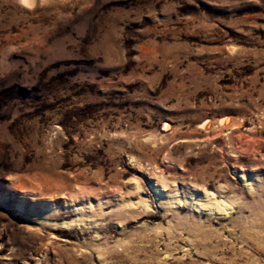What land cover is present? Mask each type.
I'll use <instances>...</instances> for the list:
<instances>
[{
    "label": "rangeland",
    "instance_id": "374dc122",
    "mask_svg": "<svg viewBox=\"0 0 264 264\" xmlns=\"http://www.w3.org/2000/svg\"><path fill=\"white\" fill-rule=\"evenodd\" d=\"M0 264H264V0H0Z\"/></svg>",
    "mask_w": 264,
    "mask_h": 264
},
{
    "label": "bare ground",
    "instance_id": "6f19581e",
    "mask_svg": "<svg viewBox=\"0 0 264 264\" xmlns=\"http://www.w3.org/2000/svg\"><path fill=\"white\" fill-rule=\"evenodd\" d=\"M23 2L25 3V4H27V5H32L33 4V2H34V0H23ZM227 122H228V118L227 117H224V118H221L220 119V122L219 123H221V124H223V125H226L227 124ZM209 125V120H205L202 124H201V126L202 127H207ZM165 126H168V125H166L165 124ZM205 197H207L208 199H210V197H209V195L206 193V195H205ZM219 205V204H218ZM216 206V205H215ZM49 208H51L52 206L51 205H49L48 206ZM220 207V205L218 206V208ZM223 207V209H228V207L226 206V205H224V206H222ZM53 208V207H52ZM222 209V208H221Z\"/></svg>",
    "mask_w": 264,
    "mask_h": 264
}]
</instances>
